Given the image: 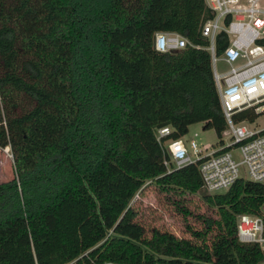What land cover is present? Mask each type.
Masks as SVG:
<instances>
[{
    "label": "trees",
    "instance_id": "1",
    "mask_svg": "<svg viewBox=\"0 0 264 264\" xmlns=\"http://www.w3.org/2000/svg\"><path fill=\"white\" fill-rule=\"evenodd\" d=\"M204 0H0V264H259L236 216L257 214L264 183L207 194L196 164L167 172L164 140L190 125L226 130L202 26ZM157 32L188 41L153 48ZM228 45L215 38L219 56ZM199 46V48L193 47ZM253 109L235 116L252 123ZM173 165V164H171ZM201 194L216 218L192 239L145 236L130 205L146 183Z\"/></svg>",
    "mask_w": 264,
    "mask_h": 264
},
{
    "label": "built area",
    "instance_id": "2",
    "mask_svg": "<svg viewBox=\"0 0 264 264\" xmlns=\"http://www.w3.org/2000/svg\"><path fill=\"white\" fill-rule=\"evenodd\" d=\"M204 1L212 17L203 24L202 35L209 41L206 50L211 55L213 78L226 124L224 132L229 140L225 142L221 138L219 149L214 150L210 144L198 147L191 139L188 148L182 139L164 140L171 131L167 126L158 128L155 138L165 147L169 161L173 163L170 167L168 161L164 162L168 173L196 164L202 190L207 194H219L227 191L238 179L264 183V128H251L248 120L235 118L250 109L264 111V5L262 0ZM221 32L226 35L228 45L217 56L215 38ZM187 44L186 38L177 33L157 32L153 39V48L162 53L174 52ZM216 57L229 65L226 71H217ZM5 149L12 157L8 148ZM234 152L239 158H235ZM241 169L245 170L246 178L240 175ZM235 230L239 242L257 244L264 250V203L257 214L237 215ZM100 264L117 263L105 261Z\"/></svg>",
    "mask_w": 264,
    "mask_h": 264
},
{
    "label": "rangeland",
    "instance_id": "3",
    "mask_svg": "<svg viewBox=\"0 0 264 264\" xmlns=\"http://www.w3.org/2000/svg\"><path fill=\"white\" fill-rule=\"evenodd\" d=\"M264 5V0H262ZM215 66L218 72H224L229 68L222 59L216 57ZM259 116L253 123H248L251 128H264V111L259 109ZM228 134H222V140L228 142ZM190 148L193 139L198 147L210 144L212 148L218 146L219 139L213 129L205 130L202 124L190 125L187 134L181 138ZM8 154L11 152L8 149ZM235 158H239L234 152ZM168 166H173L168 161ZM243 178L247 177L245 170H240ZM14 165L12 157H9L5 148H0V183L12 179ZM189 193L177 188H162L153 183H146L131 200L130 205L137 212V221L143 226L145 236L150 237L153 229L169 232L178 238L192 239L194 231L203 229L202 219L216 218L217 210L210 208L204 202L201 194Z\"/></svg>",
    "mask_w": 264,
    "mask_h": 264
},
{
    "label": "crops",
    "instance_id": "4",
    "mask_svg": "<svg viewBox=\"0 0 264 264\" xmlns=\"http://www.w3.org/2000/svg\"><path fill=\"white\" fill-rule=\"evenodd\" d=\"M217 149H219L218 146L214 147V150H217Z\"/></svg>",
    "mask_w": 264,
    "mask_h": 264
}]
</instances>
